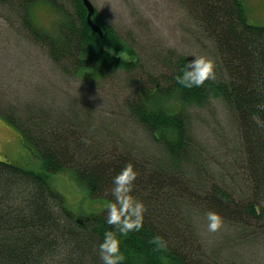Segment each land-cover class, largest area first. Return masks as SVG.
Here are the masks:
<instances>
[{
    "label": "trees",
    "instance_id": "1",
    "mask_svg": "<svg viewBox=\"0 0 264 264\" xmlns=\"http://www.w3.org/2000/svg\"><path fill=\"white\" fill-rule=\"evenodd\" d=\"M175 1L201 32L195 51L216 63L217 79L202 87L177 83L195 59L180 53L160 58L161 69L133 78L139 58L132 44L97 13L93 20L103 38L94 33L81 0H70L75 12L66 14L57 34L40 29L31 8L15 13L14 1H0L18 15L28 39L47 48L57 68L67 71L71 63L94 86H113L125 75L120 80L125 98L107 99L99 111L79 98L70 99L69 106L29 100L22 115L0 92V115L17 129L25 149H34V157L42 160L38 171L21 166L22 160H0V264H102L98 246L107 231L121 240L123 264H240L235 259L248 264L232 248L241 238L255 244L264 237L254 238L255 220L264 214V124L253 119L264 122L258 107L264 105V27L249 22L244 0ZM68 58L69 63H61ZM216 100L231 110L237 131L222 132L215 116L211 133L221 142L213 147L212 136L205 141L195 126L190 108H209ZM72 106L80 113L72 115ZM215 149L219 159L210 156ZM129 163L138 172L132 195L147 211L142 229L127 237L106 223V208L76 219L50 185V174L68 171L90 197L113 201V178ZM172 190L179 195H169ZM209 211L233 229L225 250L202 243ZM180 231L188 232L193 243L187 244ZM157 235L166 249L150 243Z\"/></svg>",
    "mask_w": 264,
    "mask_h": 264
},
{
    "label": "rangeland",
    "instance_id": "2",
    "mask_svg": "<svg viewBox=\"0 0 264 264\" xmlns=\"http://www.w3.org/2000/svg\"><path fill=\"white\" fill-rule=\"evenodd\" d=\"M90 1L94 6V13H97L98 16L102 15L119 32L120 37L132 44L135 49L136 56L139 58V68L137 69L139 74H135L132 76L133 78H143V72L150 69H161V59L164 60L169 53L189 56L202 55L195 51V44H198V37L201 36L198 25L195 21L192 22L193 18L191 21L185 8L183 9L175 0ZM244 3L249 22L264 27V0H244ZM15 4L18 5L15 13L19 11V13L25 14L26 10L31 8L32 19L36 25L50 34H57L61 31L66 14L75 12L74 5L70 0H21ZM83 6L86 9L87 17L88 10L84 3ZM29 39L18 15L13 14L8 6L0 4V92L10 106L13 105L15 108H19L17 110L22 111V115L27 113L25 104L29 100H43L50 105L65 104L69 106L70 99L79 98L81 104H85L84 101L90 102L89 106L99 111L105 110L104 105L107 99L125 98L120 89V80L124 81L125 75H119L116 82H113V86L87 84V80L81 77V74L75 73L76 69L71 63L67 64L69 68V70L66 69L67 71H64L65 68L64 70L57 68L49 57L47 48L35 44L30 37ZM205 41L209 46L206 49H210L211 44L206 39ZM191 42L194 47L191 46ZM69 60L70 58L64 59L61 63H69ZM85 89H87L86 94L81 93ZM76 101L78 100L76 99ZM177 108L175 106L173 109ZM87 111L90 113V110L87 109ZM190 111L195 114V126L200 129L207 142L209 138L207 136L213 135L211 131L212 122L216 121L215 116L220 123L222 132L231 134L232 130L237 131L235 123L233 124L235 118H232L231 110L222 100L214 101L209 108L192 107ZM79 113L78 108L72 106L71 114ZM126 130L128 133V129ZM221 131H217L218 136H222ZM18 133L17 129L0 115V160H22L18 163L25 168L34 171L42 169V160L34 157V153H32L36 152L34 149L28 151L25 149ZM209 140L213 147L214 144L219 145L221 142L220 139L214 141L213 136ZM210 156L219 159L218 149L213 150ZM72 174L62 171L50 174L49 179L51 187L63 196L66 207L74 213L76 219L103 211L108 203L107 200L90 197L85 187L77 185ZM255 222L259 228L254 236L260 238V235H264V214L260 220H255ZM206 223L208 224V222ZM219 232L226 237L227 233L233 232V229L223 223V227L218 232L212 233L211 236L208 231L206 236L208 235L211 240L216 241L217 238H214L213 235ZM243 240L245 239L237 240L239 243H236L239 246H234L235 248L232 250L235 253L240 250V254L249 261L251 259L248 258L252 257L256 258V264H264V237L255 244H251V241L242 242ZM226 245L227 242H224L219 248H224ZM227 251L229 250H226L225 253ZM235 260L240 264L247 263L242 259ZM249 261L248 264H252Z\"/></svg>",
    "mask_w": 264,
    "mask_h": 264
},
{
    "label": "clouds",
    "instance_id": "3",
    "mask_svg": "<svg viewBox=\"0 0 264 264\" xmlns=\"http://www.w3.org/2000/svg\"><path fill=\"white\" fill-rule=\"evenodd\" d=\"M107 51L112 52L111 49ZM119 56L126 59L121 52ZM193 56L195 59L185 65L181 76H177V83L185 88H193L202 87L207 81H215L217 79L215 61L202 55ZM258 107L264 110V105H258ZM253 119L257 124H264L258 116ZM137 177L138 172L134 166L131 163L125 165L113 178L111 195L114 200L106 204V223L118 229L119 235L123 237H127L130 232H138L142 229L144 214L147 211L144 203L132 195ZM206 219L208 221L207 230L210 233H216L223 227V219L216 212H207ZM150 243L155 245L157 250L167 247V242L159 235L154 236ZM120 244L121 240L116 233L113 231L104 233V240L98 246L102 264H123L125 256Z\"/></svg>",
    "mask_w": 264,
    "mask_h": 264
},
{
    "label": "bare ground",
    "instance_id": "4",
    "mask_svg": "<svg viewBox=\"0 0 264 264\" xmlns=\"http://www.w3.org/2000/svg\"><path fill=\"white\" fill-rule=\"evenodd\" d=\"M201 163V161H197L195 164H200ZM179 191V190H178ZM179 195V193L177 192V191H175V190H172V191H170L169 192V195ZM157 216V215H156ZM152 224H154L155 225V227L157 226V224H158V222H153ZM252 225L253 226H257V224H255V223H252ZM207 232H208V230H206L205 231V234L202 236V238H203V244H208L209 246L210 245H216V244H222V243H224L225 241H226V238H225V235L224 234H222L221 232H219V233H217L216 235H213L214 236V238H217L216 239V241L214 240H211V238L210 237H208V235L206 236V234H207ZM181 235H183V237H184V239H185V242L187 243V244H190V243H193L192 241H191V239H190V237H189V234H188V232H184V231H180L179 232ZM211 234V236H212V233H210ZM255 238V237H254ZM196 239V238H195ZM223 250H225L226 249V247H224V248H222Z\"/></svg>",
    "mask_w": 264,
    "mask_h": 264
},
{
    "label": "water",
    "instance_id": "5",
    "mask_svg": "<svg viewBox=\"0 0 264 264\" xmlns=\"http://www.w3.org/2000/svg\"><path fill=\"white\" fill-rule=\"evenodd\" d=\"M84 5L86 6L88 10V16H87V22L90 25V27L95 31L98 32L101 35V31L99 30L98 26L94 24L93 22V15L95 12L93 4L90 2V0H83Z\"/></svg>",
    "mask_w": 264,
    "mask_h": 264
}]
</instances>
